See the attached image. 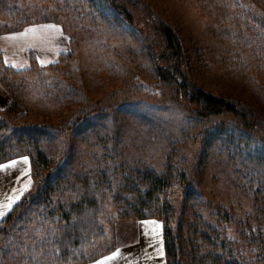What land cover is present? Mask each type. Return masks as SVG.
I'll return each instance as SVG.
<instances>
[{"label": "rangeland", "instance_id": "1", "mask_svg": "<svg viewBox=\"0 0 264 264\" xmlns=\"http://www.w3.org/2000/svg\"><path fill=\"white\" fill-rule=\"evenodd\" d=\"M9 1L30 21L50 20L27 25L21 33L34 25L60 26L21 35L38 62L55 60L61 46L72 55L51 68L8 76L16 106L6 115L63 131L78 116L90 115L92 126L77 139L83 159L94 150L100 156L107 146L98 142L107 137L117 152L116 160L108 158L111 167L125 163L111 176L118 187L101 191L104 250L132 241L140 219L155 218L165 226L158 217H134L113 201L112 193L126 192L121 184L128 163L173 181L172 173L181 172L183 187L161 195L174 210L186 208L190 214L194 208L229 237L248 239L253 232L264 240V0H116L129 13L130 25L108 20L111 5L102 0L97 5ZM161 25H169L180 40L188 79L235 102L250 129L238 126L240 119L231 112L196 113V104L181 98L176 85L159 80L155 69L167 63ZM65 131L57 141L47 138L45 149L60 147Z\"/></svg>", "mask_w": 264, "mask_h": 264}, {"label": "trees", "instance_id": "2", "mask_svg": "<svg viewBox=\"0 0 264 264\" xmlns=\"http://www.w3.org/2000/svg\"><path fill=\"white\" fill-rule=\"evenodd\" d=\"M88 1L97 5L99 0ZM115 1L102 0L106 7L111 5V10L105 15L115 21L122 19L130 25L131 21L126 18L129 13ZM113 9H117L118 14ZM20 12L14 3L0 0V19L4 21L0 23V34L50 21L46 17L33 22ZM159 33L167 53V63L163 65L165 67L157 65L155 69L159 80L176 85V93L181 98L196 104V113L217 116L231 112L239 117L238 126L250 129L245 112L235 102L208 92L188 79V73L183 68V49L172 28L161 25ZM71 55L70 48L60 52L55 60L41 63L33 51L29 50L27 66L15 68L5 64L0 54V81L11 97L10 104L0 109V162L21 155L29 156L31 179L28 189L0 220V264L84 263L113 248H102L106 233L100 222V197L104 188L118 187L111 176L114 177L124 162L120 163L121 166L116 163L111 167L109 164L111 162L108 158L111 157L113 162L117 155L111 140L103 137V142H98L107 146L102 154L99 156L98 150H94L85 160L77 139L88 126H92L90 115L72 120L70 127L64 130L68 136L61 140V146L55 151L45 149V140L52 137L57 141V135L64 132L62 128L18 122L20 116L14 115L13 118L17 120H12L9 113L6 115L12 106H16V93L12 83L8 82V76L54 67L61 64L64 57ZM127 165L122 171L124 180L121 184L126 192H114L112 199L117 207L120 205L125 210L129 209V214L132 213L134 217H158L163 220L166 264H264V240L260 233L250 232L248 239L240 234L229 237L219 231L218 223L213 225L209 220H204L194 208H190V214L186 208L174 210L173 202L161 196L169 189L183 187L181 172L172 173L175 175L173 181L168 176L157 175L151 169L130 167L129 163ZM170 165L177 167V163ZM185 196L189 197L186 193ZM183 203L185 206L187 202L183 200ZM175 214L178 219L174 220L177 222L173 226L170 222Z\"/></svg>", "mask_w": 264, "mask_h": 264}, {"label": "crops", "instance_id": "3", "mask_svg": "<svg viewBox=\"0 0 264 264\" xmlns=\"http://www.w3.org/2000/svg\"><path fill=\"white\" fill-rule=\"evenodd\" d=\"M21 32L19 30L18 32L0 34V54L5 64L15 68L27 66L28 51L31 50V48L23 45L21 35H11ZM61 43L63 44L62 39ZM63 47H60L58 53L65 51ZM49 56L52 57L53 53H49ZM10 102L11 97L0 81V109L7 107ZM21 157L28 159L25 161ZM9 161H16V163L10 165L8 164ZM0 164L7 165V167L0 168V212L3 213L0 215L1 220L30 185V159L27 155H21L2 161ZM25 184H28V187H25ZM13 197H18V199H13ZM10 200L11 207H8ZM145 221L158 223H145ZM135 232L136 235L132 241L117 246L108 254L93 261L74 264H95L97 261H102L103 257L111 256L117 250H119L118 254L111 260L104 261L103 264H166L161 221L155 218L140 219L136 223Z\"/></svg>", "mask_w": 264, "mask_h": 264}, {"label": "snow or ice", "instance_id": "4", "mask_svg": "<svg viewBox=\"0 0 264 264\" xmlns=\"http://www.w3.org/2000/svg\"><path fill=\"white\" fill-rule=\"evenodd\" d=\"M37 27H40V28H50V29H59L60 26L59 25H55V24H52V25H40V26H32L31 29L29 28H26L24 30V33H13L11 35H23V34H27L30 30H34L36 29ZM42 63H44L45 61H41ZM22 160H25L27 161V157H21ZM16 161H9L8 164L10 165H15ZM4 167H7V165H3V164H0V168H4ZM25 187H28V184H25ZM13 199H18V197H13ZM8 207H11V200L8 202ZM0 215H3L2 212H0ZM145 223H158L156 221H145ZM119 250H117V252H113L111 254V256H107V257H103L102 258V261H97L95 262V264H103L104 261H108V260H111L113 257H115L117 254H118Z\"/></svg>", "mask_w": 264, "mask_h": 264}]
</instances>
